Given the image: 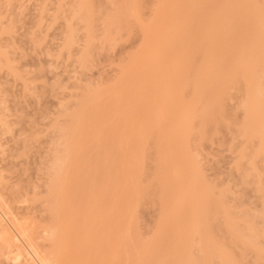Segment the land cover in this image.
<instances>
[{
	"label": "rangeland",
	"instance_id": "rangeland-1",
	"mask_svg": "<svg viewBox=\"0 0 264 264\" xmlns=\"http://www.w3.org/2000/svg\"><path fill=\"white\" fill-rule=\"evenodd\" d=\"M160 1H162L163 4L159 3ZM92 2L94 8L100 7L102 9L101 11H105L106 8H109L104 0H92ZM198 2V5L195 4L197 7L192 6V8H194H191V13L187 12L186 14H192L198 11L199 15L197 16V13H194L196 16L192 14V17L181 21V25L186 28V32L196 33L197 36L193 39H189L184 44L180 43L176 47L177 53L180 49L183 50L182 46L185 47L184 54L187 59L193 61L195 65L200 64L202 53L205 50H209L208 47L211 45L210 38L208 35L206 36V34H203V31L207 26L211 27L209 25H212V23L217 25L216 27L218 28V24L224 22L221 20V16L219 14L217 15L216 12L218 10L220 12V9L228 8L231 4V0H200ZM134 3L136 6L135 19L141 23L145 29H148L150 33L153 30H151L150 27L152 28L153 25L156 24V26H159L170 22L166 17V13L162 12V14H164L162 16L160 15L163 6H166V0H134ZM42 4L47 6L46 20L39 29H36L34 28L36 9ZM56 4L57 0H0V16L4 22L3 26L11 27L9 34L0 35V43L4 51L8 54V57L15 61L14 63L19 68V71L28 72V78H33L35 76V78H38L32 83L27 79L28 82L32 84L31 88H33V91L28 92V96L25 94V97H21V95H19L21 82L16 81L13 83L10 76L6 77L5 69L0 73V83L3 84V87L9 90L10 93L13 91L15 92V94L13 92L15 97L10 93L8 96V105L10 107L12 106V109L16 108L18 110V112H15V110L11 109L12 114L15 113L14 115H11L9 112L11 117L8 119L12 121L9 124L10 128H37V130L39 129L42 132L47 130V135H50L48 134L50 133V128H77L75 125L69 126V115L75 109V98L78 99L81 96L84 98L87 92L98 91L102 95L99 96L100 98L97 99L96 102L97 114L105 115L106 117L110 116V119H115L114 117H116L117 113H121L122 116H125L124 114H129L134 127L137 129L142 127V130L140 129L141 131L136 129L137 132L139 131L142 133L138 132L139 135L134 130L135 128L132 129L133 132L135 131V135L131 137L133 133L131 132L132 134H129L130 139L126 143L128 144L126 145L127 148L125 147L121 152L123 154L125 152V154L119 153L121 154L119 157L124 156L122 159L120 158V160L125 161L124 163L122 161L120 162L119 159H117L119 162L117 160L116 162L115 159L118 156L114 158V153L111 150L113 153L111 158L118 164L117 167H119V163H123L124 167L122 170L127 171L126 169L128 168L125 167L129 165L132 166H129L130 172L127 171L129 174L132 173L130 174L131 176H129L127 172L120 170L122 164L120 165L119 172L122 176L121 179L118 180H121V184H117V178L120 176L116 173V170L114 173L111 172L113 173L111 174V169L108 167L114 165V162H110V158H108L110 165H107L108 163L104 164L106 161L105 158L108 156L102 158V160H105L104 162L100 161V158L97 161L98 165L102 163V165L100 164L101 167L103 166L102 168H105L104 165H107L108 169L106 170L107 172L109 170L108 174L112 175V179H114L115 176L117 177L115 178L116 184L113 182V185H121L127 192V196L124 193L126 197V203H124L128 209L127 215L129 217H127L129 220V238L127 239L129 255L126 263L264 264V234L263 236L261 235V232L264 233V154H254L259 143L257 136L254 138L250 137L253 139L251 141L247 139L246 141L248 142H246L245 139L240 137L237 133L241 124L245 123L244 116L241 112L242 109H240L239 106L242 101L244 102L243 99H245L243 98L244 91H240L241 87L240 89L238 88V90H236L235 87H233V89H231V87L227 88V92H225L227 95L223 97V95H219L218 87L207 89V85H209V88L212 85L210 84L212 78L210 80H207V78L206 81H202L203 83L205 82V84L201 83L202 86L198 89L199 95L192 101L194 95L191 88L186 89L187 86H185V88H183L184 85L182 86V83L186 85V79L189 80V75H185L183 78L176 80V83L172 82L173 86L175 85L174 87L176 88V85H181V89L179 88L180 93H178L177 88L176 93L178 94L176 95V93L173 92L175 88L174 90L171 88L170 91L172 92H170V94L173 93L172 95L174 96L175 93L174 97H178L183 93L180 95V101L178 100L177 103H174L177 104V106L174 105L176 106L174 107L173 104L170 105L167 102V97L163 98V96H160L162 93L160 91L164 89L162 88L164 85L162 86L160 83L157 84L156 81L158 80L152 81L151 79H153V77L151 76L153 75H149L146 71L147 75H149L146 76L147 78L149 77L148 79H150L152 84L147 82L148 79L145 75H143V77L147 80L146 82L149 83V85H146L151 87V91L148 92L149 88L147 86L145 88L146 91L141 89L146 94L136 91L140 88L137 86V83L142 77L139 79L133 78L132 70L130 69H133V65L139 63L137 60L140 61L142 58L138 65L141 63L142 65L145 63L148 65V63L151 64L153 60H156V56L151 54V56H154L153 60L150 59L151 62H149L150 60L146 62L145 59H148L150 55L143 51L146 46H144L142 50L141 37L143 33L141 34L142 31L138 28L134 19L131 20L127 29L120 28L118 35H114L111 41L104 42L102 40L103 36L101 37L100 19L99 16L96 17L94 32L97 38L94 39L93 45L88 49H84L82 43L79 42L81 44L74 47L73 51L71 50L70 53L71 57L67 58L65 54L58 53L63 37V18L60 14L57 15L55 19L53 18ZM258 5L263 6L264 0H259ZM166 7L163 8V11H165L164 9H166ZM215 16L221 18L219 20L222 22L217 20ZM215 25H212V27L214 26V28H216ZM223 25H226V23H223L222 27ZM222 27L221 29H223ZM227 27H230V25H227ZM78 28L77 35L80 41H82L85 38V33L84 30L81 29V25H79ZM162 29L163 27L161 31ZM221 29L218 31V35L216 34L215 39L213 38L214 35L211 37L215 40L216 47L218 44L221 45V43H223L221 46H224V42L227 41L228 43H232V51L230 52L231 59L244 56L248 50L246 48H241L239 44L240 35L237 34V31H235V29L232 31V28H227L225 32L224 30L221 32ZM246 31V43L250 44L254 40L256 31L255 26L251 25ZM32 32H34L33 41L30 39V33ZM159 33L161 34V32ZM153 36L154 38L156 37L155 35ZM156 39H160V36L159 38L156 37ZM35 42H38L39 45H35ZM149 46L150 45H148V47ZM148 47L146 48L148 49ZM150 47H155V45ZM46 50H51L53 57L45 56L44 52ZM78 51H82L83 53L81 64L75 62L77 60L76 54H78ZM148 52L152 53L150 50ZM56 54H59V56L57 57ZM137 55L139 59L136 60ZM157 58H159V56ZM158 62L159 60L155 64L154 61V64H160V62ZM121 65L124 66L125 71L128 70L126 75H128L129 72L128 76L134 80L131 79V82L130 80L128 81L130 84L128 97L119 100L117 104V113L114 114L116 111L114 99L116 98H107L104 97L103 94H106L112 84L120 82L117 80V76L118 68ZM155 65L153 67L156 69L157 66L155 67ZM229 65L230 61H226L221 70H224L225 73H229ZM142 67L143 66L140 65L141 69ZM145 67L147 68V66ZM151 69L152 68H150V71ZM155 71L152 72L157 75L156 72L158 71ZM215 72H219V67H216ZM167 74L168 73H166V75ZM155 75L154 77H156ZM55 83L59 88L50 91V87ZM159 85L162 87H159ZM36 87L37 89H35ZM182 89L185 90L183 91ZM167 90L169 91V89L164 91ZM162 94L164 95V93ZM101 96L104 98L101 99ZM162 98L164 101L166 100V102H164L165 107L168 103L169 109L170 106H172V108L167 113L163 112V114H161L162 112H158L160 116L157 117L158 113H156L157 110L154 111V108L158 109L157 107L160 101V106L162 105ZM175 100L172 101L175 102ZM190 101L194 103H189ZM88 102H90V100ZM187 103L190 105L186 106ZM14 104L16 107H14ZM145 105L152 110L151 112L149 111V115L146 114V109L144 110V108H146ZM241 106H243V104ZM163 109L166 111V108ZM187 113H190V118ZM113 115L114 117L112 118ZM144 115H147L148 118L145 116L147 118L145 119ZM185 116H188L187 121H185L187 117L184 119ZM9 120L8 122H10ZM143 120L146 121V123L143 122ZM157 120L161 121L160 129L155 125ZM150 121L152 124L149 126ZM113 123L111 122V125L106 124V126H103L106 134H112L109 128L117 126L113 125ZM184 123L186 128H181ZM114 124H117V121H115ZM139 126L140 128H138ZM148 126L151 134L149 132V134L144 133V129L148 128ZM154 127L157 128L156 131L159 129V132L165 134V138L163 137L162 140L163 142L168 140L167 147H165L166 142L162 145L161 141L157 142L158 140L154 141V139H152L153 134L156 132L152 129ZM55 131H51V138L58 137ZM41 134L38 133V135L42 136L40 142L41 140L48 141L49 136L47 139V135L43 133V136ZM147 135H150V141ZM157 136L162 137L163 135ZM131 138H133V140ZM147 138L148 141L146 140ZM139 139L144 140L143 143L140 142ZM156 139H159V137ZM153 141L154 144H160V148L162 147L161 150H159V152L161 151L160 155L157 152V147L155 149V145H152ZM105 142L106 141H104V143ZM180 142H183L184 150L182 153H179L180 157L177 156L179 157L177 158L173 155H175L174 152H177V150L180 151L182 147L179 146L181 144ZM38 143H35L34 148L29 150L26 159L22 158L14 162L16 167L15 171L17 172L13 173L11 175L12 177L22 174L23 180L28 182L33 181L31 178H34L36 174V165L40 161L41 151H45V149H43L45 145L42 146L41 143L39 144L41 146H39ZM130 144L133 146H130ZM139 144H141V148L137 152ZM136 145H138V147H136ZM39 147L42 149L38 150ZM103 147L104 146L99 149L101 157L102 155L104 156L105 152V150L102 149ZM106 147L107 146H105V148ZM115 147V150H119V148H117L118 144H116ZM128 148L130 149L128 150ZM117 150L116 152H118ZM132 152L137 153H133V156L131 155ZM171 157H173L175 161L172 160L173 158ZM134 159L135 161L131 162ZM128 162H130V164ZM125 163L128 165H125ZM132 163H134V165ZM176 163L177 165L182 164V166L185 164V169L188 167L186 170L182 167L179 168L184 169L181 175L176 174V176L178 175L177 178L180 177L181 179H177L174 175L177 172H175L174 168L177 166ZM23 170H26V173H23ZM103 170L104 169L100 172L101 176L103 174L105 175ZM98 176H100L99 173ZM131 177L133 178L131 179ZM121 186L117 188L120 192L115 190L118 191L117 193H119L120 196L123 195V188ZM182 188H186V190L181 191ZM195 189L196 192L193 191L195 195H191V198L187 196L184 199L185 194L183 195L181 192L189 193L191 190ZM24 205L20 206L23 207ZM32 206L33 208L39 206L36 209L39 208L37 212L40 213V203H33L31 209ZM35 211L34 209L33 213L35 216H32L34 217L33 220L37 221L35 224H38V213ZM42 216L45 218L44 216L46 215L41 214L39 219L42 218ZM41 222L40 220L39 223ZM199 222H201L200 235H197L199 231L196 230ZM180 227H182V229H180ZM183 229L185 232L183 234L184 236L179 238L181 236L180 230ZM174 232L177 233V235H175ZM175 237L180 239V241L177 242L178 239ZM177 243L178 245H176ZM119 255L121 256L119 257L122 258L121 252ZM223 258H227L228 262L223 263ZM114 264H118L117 260Z\"/></svg>",
	"mask_w": 264,
	"mask_h": 264
},
{
	"label": "bare ground",
	"instance_id": "bare-ground-1",
	"mask_svg": "<svg viewBox=\"0 0 264 264\" xmlns=\"http://www.w3.org/2000/svg\"><path fill=\"white\" fill-rule=\"evenodd\" d=\"M198 1L200 0H166V6H168H163V8L166 7V9L163 11L162 8L160 15L162 16L166 13V17L168 18V21L170 20V22L164 25H157L158 27L161 26L160 28H158L156 24L153 25L152 28L150 27L151 30L153 29V33H150L148 29H145L143 25L135 19L136 6L134 0H104L105 4L109 6V8L105 9V11H101L102 9L100 7L94 8L92 0H57L53 18L55 19V17L59 14L60 16L62 15L63 18V37L58 53H63L67 58H70L71 50L73 51L74 47L77 45L82 43L84 49H88L92 46L94 39L97 38L94 32V23L96 21V17L98 16L100 19V30L102 32L101 37L103 36L102 40L104 42L111 41V38L114 35H118L120 28L127 29L131 20L134 19V22L142 31L141 34L143 33L141 37L142 50L145 48L143 51L150 55L148 56V59H145L146 62L150 59L153 60L154 56H156L155 58L156 60L158 59L159 62L162 60L158 65H155L158 60H153L151 63L152 65L150 63L147 65L144 61V65H142V63L140 64L143 66L141 69L138 64L141 62L142 58L138 61L137 59H139V54L137 55L136 60L139 63H134L135 65H133V69H130L129 67V69L132 70L133 78L139 79L142 77L137 83V86L140 88L136 91H146V86L151 83L150 79H148L149 77L147 78V76L151 74L153 75L151 76L153 77V79H151L152 81L158 80L160 82L156 81L157 84L160 83V85H164V87L159 85V87L164 88L160 91L164 93V95L161 93L160 96H163V98L167 97L166 100L170 105L173 104V106H177V104L174 103H177L178 100L180 101V95L183 93L178 96L179 99L178 97H174L177 92V88L178 93H180L179 88L181 89V85H176V88L174 87L175 85L173 86L172 82L176 83V80L183 78L185 75H189V80L186 79V81L184 79L187 83L186 85L185 83H182V86L184 85L183 88L187 86L186 89L191 88L194 95L192 101H194L196 99L195 97L199 95L198 89L202 86L201 83L205 84V82L203 83L202 81H206L207 78V80L212 78L210 82L212 85L210 88L209 85H207V89L218 87L219 95H223V97L227 95L225 93L227 92V88L231 87V89H233V87H235L236 90H238V88L240 89L241 87L240 91H244L243 98L245 99H243L244 102L242 101L239 106L240 109H242L241 112L244 116L245 123L241 124V127L239 128L240 130L238 129L237 133L240 137L244 138L245 141L247 139H250L251 141L255 136H257L259 143L254 154H264V5L259 6V0H231V4L228 8L220 9V12L218 10L216 14H219L222 19L217 18V16H215V18L217 20L221 19L224 21V24L226 23V25H223L222 27L223 23H220L218 24V29L216 27L217 25L212 23V25H215L216 28L209 25L211 27L207 26V28L203 31V34H206V36L208 35L210 38L211 45L208 47L209 50H205L202 53L200 64L195 65L194 62L189 61L184 54L185 47L182 46L183 50L180 49L178 53L176 52V47L180 43L184 44L189 39H193L197 36L196 33L186 32V28L181 25V21L192 17V14L194 13H197V16L199 15L198 11L190 14L192 6L197 7L195 4L198 5ZM159 3L163 4L162 1ZM46 7V5L42 4L36 9L34 28L39 29L46 20ZM162 12L164 13L162 14ZM187 12L190 13L186 14ZM3 24L4 22L0 16V35L9 34L11 27H4ZM79 25H81V29H83L85 33V38L82 41H80L77 35ZM227 25H230V27H227ZM251 25L255 26V36L253 42L247 44L245 33L247 32L246 29L251 27ZM162 27L163 29L161 31ZM221 27L223 29H221ZM227 28H232V31L235 29L237 34L240 35L239 44L241 48H246L248 50L244 56H238L231 59L230 52L232 51V43H228L227 41L224 42V46H221L223 43L219 45L216 42L218 44V48L216 47L215 40L211 37L214 35L213 38L215 39V36L216 34L218 35V31H220V29L221 32L223 30L225 32ZM159 32H161V34ZM153 35L157 38L160 36V39H156V37L154 38ZM30 39L31 41L34 40V32L30 33ZM147 44L150 46L155 45V47H148ZM35 45H39V43L35 42ZM144 46L148 47L152 53H149V50ZM59 54H56V56L58 57ZM151 54H154V56H151ZM44 55L53 57L51 50H46ZM158 56L159 58H157ZM76 59L75 62H79V64H81L83 59L82 51H78ZM224 61H230L229 73H225L224 70H221L225 63ZM14 62L15 61L13 59L8 57V54L4 51V48L0 43V73L3 69H5L6 77L10 76L13 83L20 81L21 89L19 91L21 94L19 92V95L22 97L27 94L28 96V92L33 91V88H31L32 84L30 83L36 81L38 78H35L36 76L28 78L29 73L19 71V68ZM149 62H151V60ZM153 64L155 67L157 66L156 69L153 67ZM145 66H147V68ZM215 66L219 67V72H215ZM150 68H152L151 71ZM127 71L128 70H124L123 65L119 66L117 80L120 82L112 84L106 94H103V96L107 98H116H113L115 101L114 103L116 104V111L114 114L117 113V104L119 103V100H121V98L128 97V89L130 88L128 81L130 80L131 82V79L133 78L128 76L129 72L128 75H126ZM146 71L149 75H147ZM152 71H155L157 75L153 74ZM166 73L169 75L167 74V76ZM143 75H147L146 78L148 81L145 80ZM154 75L156 77H154ZM147 87L149 88L148 92L151 91V87ZM55 88H59L56 83L52 84L50 91H54ZM165 88L169 89V91H164L166 90ZM171 88H173L172 90L175 88L173 91L175 92L174 96L172 95L173 93L170 94V92H172L170 91ZM35 89H37V87ZM182 90L184 91L185 89ZM8 91L9 90L5 89L3 84L0 83V264H114L116 260L118 264H127V257L129 255V248L127 246V239L129 238V217L127 215L128 209L125 204V195L127 196V192L123 186L120 185L124 190H122L123 195L125 193L124 196H120V194L117 193L119 191L117 188H120V186L118 185V187L117 185H113V182L116 184L115 178L117 177L115 175L118 173L120 177L117 178V184H121V180L118 179H121L122 174L120 175L119 171L124 167L123 163L125 161L120 160V158L122 159L124 156H119L123 154L121 153L122 150L125 147L127 148L126 145L128 144L126 143L130 139L129 134L133 133L131 136L133 137L135 135L134 132H137V130L140 129L142 130V127L140 128L139 126L138 128L140 129L135 128L129 114V116L127 114L122 116L121 113H119L120 115L117 113L118 115L116 114V117H114V115L112 116V118L114 117L115 119H110V116L106 117L105 115L97 114L96 102L102 94L98 91H91L87 92L84 98L81 96L80 98H75L74 100L75 109L69 115V126L75 125L77 128H50L51 130L48 128L50 131L48 134L50 135H52V132L57 130L55 132L58 134V137L51 138L50 135H47V130L42 132L39 129L37 130V128H10L9 124L12 121L8 119L11 117L9 112L11 115H14L15 113L12 114L11 111L15 110V112H18V110L16 108L12 109V106L10 107L8 105V96L11 94L15 97V95H13L14 91L11 93ZM178 93H176V95ZM104 97L101 96V99ZM163 98L161 99L163 102L162 105L160 106V101L157 107L158 109L154 108V111L157 110L156 113H167L172 108V106H170L169 109L168 103L165 107L164 102H166V100L164 101ZM170 98L172 100L177 99L173 102ZM89 100L90 102H88ZM189 103L194 102L190 101ZM189 103H187L186 106L190 105ZM242 104L243 106H241ZM14 107H16L15 104ZM147 108L148 106L144 108V110L146 109V114L149 115V111L151 112L152 110ZM163 108H166V111ZM159 113L157 117L160 116ZM187 114L188 116L190 115V113ZM147 115H144V117ZM188 116H185L184 119L187 117L185 121L188 120ZM147 118L145 117V119ZM8 120L10 122H8ZM113 121L114 123L117 121V124H114ZM157 121H154L155 125L160 129L161 121H158L159 123ZM111 122L113 125L117 126L109 128V131H111L112 134L108 135L105 133L103 126H106V124L108 125ZM143 122L146 123L144 120ZM149 123L150 126L152 122L150 121ZM185 123L181 128H186ZM148 128L144 129V133L147 134L149 132L151 134L150 128L149 130ZM157 128L154 127L152 129L156 131ZM132 129L135 131L133 132ZM159 129L153 134L154 137L152 136V139H154V141L158 140L157 142L161 141L162 145L166 142L165 147H167L166 145L168 140L163 142L162 139L163 137L165 138V134L163 132H159ZM38 133L41 135L44 133V135H47L46 138L49 136V139L47 138L48 141L41 140L40 142L42 136L38 135ZM159 133L163 136H157L161 135ZM147 136L150 141V135ZM158 137L159 139H156ZM148 138L146 139L147 141ZM131 139L133 140V138ZM142 139H139V141L143 143L144 140ZM104 141L106 142L104 143ZM154 141L152 142V145H155V149L157 147V152L160 155L161 151L159 152V150H161L162 147L160 148V144H154ZM35 143H38V145L42 143V146L45 145V148H43L45 151H41V158L39 157L40 161L36 165L37 170L35 169L36 174L34 178H31L33 181L28 182L23 180L22 174L12 177L11 175L17 172L15 171L16 167L14 162L22 158L26 159L29 150L34 148ZM180 143L181 144L179 146H182L180 151L177 150V152H174L175 155L172 153L173 156H179V153H182L184 150V145L182 144L183 142ZM116 144H118L117 148H119V150L116 149L118 152L115 150ZM102 146H104L102 149H104L105 152H107L108 147V152H104V156L102 155L101 157L99 149H101ZM105 146L107 147L105 148ZM130 146L133 145L130 144ZM136 147H138V145H136ZM140 148L141 144H139L138 149L136 148L137 152ZM39 149L40 147L38 150ZM129 149L130 148H128V150ZM111 150L114 153V158L115 156H118L115 161L119 159L120 162H123L121 163L123 166L119 163V167L121 165V169L117 167L118 164L116 162L118 160L114 162V159L111 158L113 156ZM114 151L116 152V155ZM137 152H132L131 155H133V153L136 154ZM106 156H108L105 158L106 161L102 160V158ZM99 158L100 161H105L104 164L108 163L107 165H110L108 158H110V162H114V165L108 166L109 169L113 170H110V173H114L116 170L114 179H112V175L108 174L109 170L108 172L106 170L108 169L107 165H104L105 168H102L103 166H100L102 163H99V165L97 164ZM172 160H174V158ZM133 161H135V159L131 162ZM128 163L130 164V162ZM132 164L134 165V163ZM125 165L128 164L125 163ZM129 166L132 167L131 165ZM129 166L125 167L128 168L126 169L127 171L130 169ZM185 166V164L183 166L182 164H178L174 167L175 172L177 171L174 175H181ZM181 167L184 169H179ZM187 168L188 167H186V169ZM102 169H104L103 172H105V175L102 173L103 177L100 173ZM23 171V173H26V170ZM122 171L127 172L125 170ZM98 173L100 176H98ZM127 174L129 173L127 172ZM130 174L129 176H131ZM132 178L133 177H131V179ZM177 179L181 178L178 177ZM186 188H182L181 191H185ZM193 191L196 192V189L191 190L189 193L186 192L187 194L184 192H181V194H185L184 199L187 196L191 198V195H195ZM35 202L40 203V213L37 212L39 208L36 209L39 206L34 208L32 206L31 209V205ZM20 205L24 206L22 207ZM34 209L36 210L35 212L38 213V224H35L37 221L33 220L34 217L32 215H34ZM39 214H45L46 216H44L45 218L42 216V218L39 219ZM40 220L42 221L41 223H39ZM200 228L201 222L198 223L196 230L199 231L198 234L195 232L197 235H200ZM180 229H182V227H180ZM184 233V229L180 230L181 236L179 238L183 237ZM263 234L264 233L261 232L262 236ZM175 235H177V233H175ZM178 241H180V239H178L177 242ZM176 245H178V243ZM120 252L122 253V258H120ZM227 262L228 259L223 258V263Z\"/></svg>",
	"mask_w": 264,
	"mask_h": 264
}]
</instances>
